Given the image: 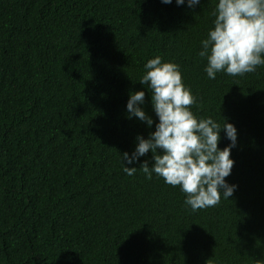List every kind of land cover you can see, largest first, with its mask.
Instances as JSON below:
<instances>
[{
	"label": "trees",
	"instance_id": "obj_1",
	"mask_svg": "<svg viewBox=\"0 0 264 264\" xmlns=\"http://www.w3.org/2000/svg\"><path fill=\"white\" fill-rule=\"evenodd\" d=\"M216 2L0 0V264H264V65L207 77ZM155 56L179 66L196 117L237 129L236 188L215 206L147 179L151 152L122 170L158 122L139 82ZM138 90L151 127L128 118Z\"/></svg>",
	"mask_w": 264,
	"mask_h": 264
},
{
	"label": "clouds",
	"instance_id": "obj_2",
	"mask_svg": "<svg viewBox=\"0 0 264 264\" xmlns=\"http://www.w3.org/2000/svg\"><path fill=\"white\" fill-rule=\"evenodd\" d=\"M170 4L172 0H161ZM191 8L200 0H175V3ZM212 15L213 27L200 41L198 56L207 61L204 72L215 79L218 72L236 76L255 72L264 65V0H217ZM145 72L139 82L151 92V106L158 118L155 130L147 138L137 134L134 150L123 152V171L131 176L137 167H128L146 153H152L154 161H147L139 169L147 179L155 173L164 183L179 186L185 193L184 204L192 211L219 204L221 197L232 196L236 185H230L229 176L234 164L231 149L236 146L237 129L223 118L218 123L211 117L198 118L190 109L196 98L182 82L179 66L162 62L160 56L150 58L143 65ZM145 92L129 94L126 103L128 118L136 117L154 123L141 107ZM223 130L229 144L218 147ZM159 150V151H158Z\"/></svg>",
	"mask_w": 264,
	"mask_h": 264
}]
</instances>
